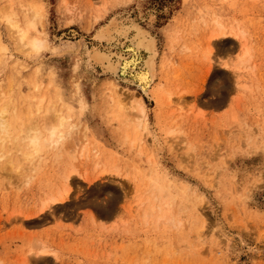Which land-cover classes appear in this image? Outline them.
I'll use <instances>...</instances> for the list:
<instances>
[{
  "label": "rangeland",
  "instance_id": "rangeland-1",
  "mask_svg": "<svg viewBox=\"0 0 264 264\" xmlns=\"http://www.w3.org/2000/svg\"><path fill=\"white\" fill-rule=\"evenodd\" d=\"M6 1L22 24L32 0ZM35 1L39 53L0 21V106L21 112L38 85L70 119L20 177L0 171V264H264V0ZM214 20L246 32L238 72L240 45L210 43ZM117 23L156 40L146 94L91 59ZM67 179V200L41 211Z\"/></svg>",
  "mask_w": 264,
  "mask_h": 264
},
{
  "label": "bare ground",
  "instance_id": "bare-ground-1",
  "mask_svg": "<svg viewBox=\"0 0 264 264\" xmlns=\"http://www.w3.org/2000/svg\"><path fill=\"white\" fill-rule=\"evenodd\" d=\"M20 6L24 14L23 22L21 21L22 24L15 20L14 9H12L10 1H6L0 8V21L5 23L10 33L9 36L11 35V38L19 48L27 49L29 54L39 53L44 41L41 39V31L38 30V25H42V18L44 16L42 4L32 0L30 2H22ZM213 25L210 35V43L212 45H215L222 39L228 38L240 45V52L237 54L236 63L233 66L234 70L238 72L241 67L246 66L250 62L251 58L249 49H247L248 46L242 45L246 32L239 29L227 28L216 20L213 21ZM98 35L107 38V48L104 51L105 53L93 50L91 59L103 66V72L120 73L119 76L123 78V81L129 82L131 85L139 88L143 94H146L155 77L154 66L157 55L155 38L137 23H129L125 26L113 24L112 26L102 28ZM112 49L117 50V54H112ZM5 51L6 48L0 44V52ZM34 88L36 89L35 95L23 100L24 102L30 101L29 103L31 104H28L27 108L21 109V112L15 107L9 108V104L12 102V98L10 97L4 98L5 101L0 106V171L14 174L16 177H20L23 174V170L33 163L42 147L51 148L58 144L59 140L62 139L63 130L70 119V115H65L66 117H64L56 111V104L53 100V96L55 97L54 94H56L54 89L53 92H48L50 97L46 98L39 95L40 86L35 85ZM135 111V118L130 117L127 119L129 123L131 122L135 126L132 131L134 138L131 143L133 147L138 146L139 119L145 116L142 104L137 103ZM40 118L41 123L38 122ZM125 134L128 138L130 135L128 129H126ZM68 182L69 180L67 179L65 187L60 192L42 203L41 211L67 200L70 195ZM166 200L167 198L164 196L163 203L166 210L170 213L169 202ZM159 201L158 198L154 197L148 203L146 208L148 214L152 215L159 209L157 206ZM44 253L46 251L42 250L41 254L44 255Z\"/></svg>",
  "mask_w": 264,
  "mask_h": 264
}]
</instances>
